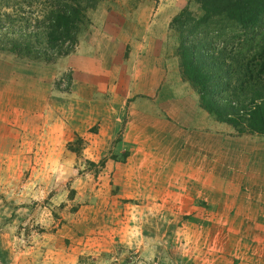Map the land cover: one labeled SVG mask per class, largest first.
I'll return each mask as SVG.
<instances>
[{"label": "rangeland", "instance_id": "374dc122", "mask_svg": "<svg viewBox=\"0 0 264 264\" xmlns=\"http://www.w3.org/2000/svg\"><path fill=\"white\" fill-rule=\"evenodd\" d=\"M181 10L200 15L197 0H94L67 54L0 51V264H264V177L260 189H139L128 170L125 186L140 144L122 128L125 89L160 76L170 118L191 115L178 127L189 149L207 136L225 165L264 171V134L216 120L181 75V38L196 42L170 24ZM209 28L216 47L241 32Z\"/></svg>", "mask_w": 264, "mask_h": 264}, {"label": "trees", "instance_id": "16d2710c", "mask_svg": "<svg viewBox=\"0 0 264 264\" xmlns=\"http://www.w3.org/2000/svg\"><path fill=\"white\" fill-rule=\"evenodd\" d=\"M198 17L181 10L170 21L196 42L181 38L179 71L197 93L199 105L238 133L264 134V0H197ZM94 0H0V51L51 62L74 46ZM225 35L213 44L210 25ZM210 29V28H209ZM208 32V34H207ZM215 36V37H213ZM234 43V44H233ZM217 45V44H216Z\"/></svg>", "mask_w": 264, "mask_h": 264}, {"label": "crops", "instance_id": "0c3cea01", "mask_svg": "<svg viewBox=\"0 0 264 264\" xmlns=\"http://www.w3.org/2000/svg\"><path fill=\"white\" fill-rule=\"evenodd\" d=\"M163 83V77L160 76L153 80L151 88L143 87L138 90L136 87L139 84L132 85L130 82L125 89L134 98L129 101V109L121 118L122 128L130 131L140 141L139 148H133L124 161L125 165L132 163L130 167H123L127 189H134L133 180L129 181L127 177L128 170H131L129 175L132 179L140 177L141 174L144 183L140 180L139 189H260L255 181L264 177V171H259L257 167L251 173L250 161L245 168H234L211 156L203 123L200 125V122L190 121V131L202 130L201 134L206 137L201 138V143L193 150L185 145V137L178 129L179 120L191 118V115L186 112L185 116H181L173 108L170 118L159 100ZM193 109L196 110L195 107ZM149 147L156 153H150L149 150L142 152L143 148ZM159 177L165 179L163 184L158 180Z\"/></svg>", "mask_w": 264, "mask_h": 264}]
</instances>
